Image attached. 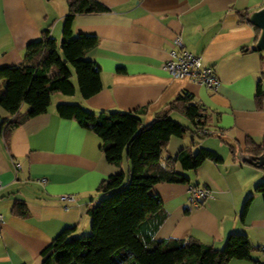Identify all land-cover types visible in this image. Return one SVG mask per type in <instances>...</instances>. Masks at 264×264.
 <instances>
[{"label": "crops", "instance_id": "0c3cea01", "mask_svg": "<svg viewBox=\"0 0 264 264\" xmlns=\"http://www.w3.org/2000/svg\"><path fill=\"white\" fill-rule=\"evenodd\" d=\"M95 1L107 10L76 14L72 32L96 37L94 49L84 57L99 68L100 90L82 98L72 75V95L53 93L45 112L10 129L4 121L12 115L0 106V264H42L41 252L63 230L88 234L87 209L100 199L98 185L111 174L128 173L125 152L118 165L109 163L101 139L75 119L60 117L58 103H79L94 114L138 112L146 125L183 91L205 109L206 126L217 134L201 141L188 130L171 137L161 163L187 146L193 152L200 146L215 151L221 161L205 160L188 171L176 164L187 182H162L150 189L166 213L153 238H192L220 249L229 234L244 233L250 258H233L227 264H264V200L255 192L264 171L239 162L229 150L233 145L244 151L247 137L256 144L264 140V109H257L254 100L257 84L262 83V54L253 49L255 28L237 16L239 11L260 8L264 0ZM66 13V0H0V68L21 63L27 43L44 29L59 44ZM174 37L214 68L219 79L215 91L165 71ZM3 92L0 80V95ZM26 108L22 103L20 112ZM173 116L191 126L184 115L172 112ZM13 163L19 164L16 173ZM189 185L207 188L210 197L192 206ZM16 200L25 202V217L13 214Z\"/></svg>", "mask_w": 264, "mask_h": 264}, {"label": "trees", "instance_id": "16d2710c", "mask_svg": "<svg viewBox=\"0 0 264 264\" xmlns=\"http://www.w3.org/2000/svg\"><path fill=\"white\" fill-rule=\"evenodd\" d=\"M66 1L61 47L44 29L39 38L27 43L21 63L0 68V80L4 81L0 106L12 115L4 121L7 129L45 112L53 93L72 95L73 74L82 98L101 88L98 66L84 57L94 49L96 37L74 35L72 23L76 14L106 11L107 7L95 0ZM247 15V11L237 12L240 21H246ZM255 32L256 38V28ZM254 100L257 109H264L262 83L257 84ZM22 103L27 105L24 112H20ZM56 111L60 117L75 119L94 132L102 141L101 149L109 163L118 165L125 152L129 169L128 173L109 175L98 185L100 199L87 209L89 233L75 236L72 229L63 230L41 252L42 264H227L233 258H250L251 245L244 233L229 234L220 249L192 238H153L166 213L161 199L151 194L150 189L162 182H187V176L175 170L176 164L188 171L205 160L221 161L215 151L200 146L193 152L192 146H187L174 156L166 155L164 164L161 163L171 137H179L187 130L197 141L206 137L200 132L209 130L208 115L192 94L185 91L178 94L146 125H142L138 112L112 110L94 114L79 103H58ZM172 112L184 115L191 126L174 121ZM263 145L264 140L256 144L247 137L246 148L240 151L259 154ZM229 150L235 156L239 149L232 145ZM255 192L264 200V181L256 185ZM250 199L245 200L243 212ZM12 211L25 217V202L16 200Z\"/></svg>", "mask_w": 264, "mask_h": 264}, {"label": "built area", "instance_id": "2783aa9c", "mask_svg": "<svg viewBox=\"0 0 264 264\" xmlns=\"http://www.w3.org/2000/svg\"><path fill=\"white\" fill-rule=\"evenodd\" d=\"M171 44L172 48L169 52L170 57L163 65L165 71L175 78L188 77L207 89L215 91L219 84V79L214 68L206 65L196 54L188 52L179 37H174ZM200 133L205 136L217 134L216 131L214 132L211 130H203ZM13 166L16 173L19 164L13 163ZM42 181L44 180L42 179ZM1 187L2 184L0 181V188ZM187 191L192 206H199L210 197V191L205 187L189 185ZM61 198L65 200H73L71 195H62ZM2 223L3 216L0 214V228ZM260 249L264 252V246Z\"/></svg>", "mask_w": 264, "mask_h": 264}, {"label": "water", "instance_id": "95a60500", "mask_svg": "<svg viewBox=\"0 0 264 264\" xmlns=\"http://www.w3.org/2000/svg\"><path fill=\"white\" fill-rule=\"evenodd\" d=\"M246 20L258 30L253 43V49L262 54V84L264 89V5L249 12ZM60 42L61 39L59 41V48L61 47ZM62 62L66 63V60L62 59ZM235 158L241 163L250 164L264 171V150L259 154L244 153L240 150H236Z\"/></svg>", "mask_w": 264, "mask_h": 264}, {"label": "rangeland", "instance_id": "374dc122", "mask_svg": "<svg viewBox=\"0 0 264 264\" xmlns=\"http://www.w3.org/2000/svg\"><path fill=\"white\" fill-rule=\"evenodd\" d=\"M73 76H74V74H73ZM75 77V76H74ZM75 80H76V78H75ZM174 121H176V122H179L180 123V118L178 117V116H173V117H171ZM208 137V136H207ZM126 155V154H125ZM90 226V225H89Z\"/></svg>", "mask_w": 264, "mask_h": 264}]
</instances>
